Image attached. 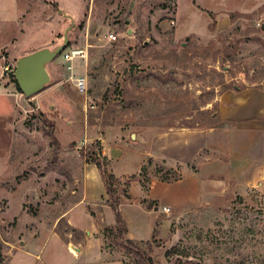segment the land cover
Here are the masks:
<instances>
[{"label": "rangeland", "instance_id": "1", "mask_svg": "<svg viewBox=\"0 0 264 264\" xmlns=\"http://www.w3.org/2000/svg\"><path fill=\"white\" fill-rule=\"evenodd\" d=\"M30 1L35 29L18 44L19 51L30 49L26 55L62 44L71 20L57 1L69 11L73 7L71 0ZM81 2L69 47L86 48L88 57L75 61L72 74L59 56L48 66L47 88L26 98L14 76L4 73L2 60L4 239L18 245L26 222L50 221L55 213L73 210L83 199L84 178L88 166H96L90 162L96 153L105 170L121 174L114 179L115 197L107 195L100 204L118 201L149 212L128 205L121 209L138 240L132 241L136 248L127 244L128 229L124 233L117 225L116 213L107 216L116 225L105 230L106 244L125 248L129 264H264V180L240 187L227 156L207 148L197 152L204 140L198 131L225 125L217 119L222 95L264 97V0H222L209 10L195 1ZM111 33L117 41L107 39ZM3 56L15 64L20 58ZM81 77L88 81L86 95L76 87ZM109 148L126 153L119 166L113 162L118 170L107 159ZM164 148L170 153L160 159L157 152ZM175 151L197 157L175 165ZM188 181L194 195L181 202L182 192L190 194ZM87 208L91 213L96 207ZM58 230L68 237L84 235L68 225Z\"/></svg>", "mask_w": 264, "mask_h": 264}, {"label": "crops", "instance_id": "2", "mask_svg": "<svg viewBox=\"0 0 264 264\" xmlns=\"http://www.w3.org/2000/svg\"><path fill=\"white\" fill-rule=\"evenodd\" d=\"M71 1L73 7L70 11L66 8L67 5L58 1L57 4L67 10L72 18L79 20L81 17L80 6L82 7L83 3L81 0ZM192 1L209 10L222 0H178L179 5L189 4ZM30 3V0H0V79L3 67L2 55L6 54L11 60L25 56L30 51V49L18 50L20 39L30 33L33 34L35 29L36 19L30 12ZM59 9L64 12L61 8ZM73 12L76 15H73ZM88 24L91 25L90 22ZM88 29L87 33L90 34L91 27ZM81 61L86 62V60ZM74 63L73 65H75ZM0 95L4 94L0 91ZM252 102L253 104H251ZM220 103L217 119L225 125L222 128L213 126L198 131V133H202L199 135H204V140L201 145L197 146V152L200 148H207L215 155L227 156L230 159V173L232 177H235L239 186L241 187L240 183H243L247 189L253 188L264 180V97L257 92L254 94L234 93V95L225 93L221 96ZM160 147L162 148V146ZM158 151H160L157 152L160 153L158 155L160 159H165V154L170 153L165 148ZM108 152L107 159L111 162V168L114 161L118 166L119 163L124 162L126 153L124 154L123 149L109 148ZM147 155L152 156L153 154ZM196 157L197 155L194 153L188 152V155H185L175 151L173 163L188 164L194 162ZM113 168L115 170L119 167L113 166ZM87 169L90 170V173L84 178L83 199L74 206L73 210L55 213V219L50 221L31 220L26 222L23 224L25 237L23 240L19 239L18 245L14 241L4 239L0 228L2 264H129L130 259L125 248L122 251H117L106 244L108 238L105 235V230L107 227L115 226L117 221L107 219V216L111 217L110 213L114 212L113 208L109 204H100L107 201V190L101 173L98 172L99 169L96 166H88ZM112 175L119 179L121 174L113 171ZM190 183L188 181L184 184L187 188H183L189 190L190 194L186 191L182 192L186 198L185 200L180 199L181 202H187L194 195L193 184L191 186ZM127 195L130 196V193ZM90 205L96 207L91 213L87 208ZM127 205L140 210L144 209L136 204L125 203L120 205V213L121 209ZM8 206L10 208L9 200ZM144 211L147 210L144 209ZM121 214L128 229L127 240L138 241L131 233L129 220L123 213ZM67 225L84 235L74 238L70 234L68 237L58 230L60 226Z\"/></svg>", "mask_w": 264, "mask_h": 264}, {"label": "water", "instance_id": "3", "mask_svg": "<svg viewBox=\"0 0 264 264\" xmlns=\"http://www.w3.org/2000/svg\"><path fill=\"white\" fill-rule=\"evenodd\" d=\"M60 13H63L60 11ZM71 20L70 26L65 30L62 44L54 48H43L20 57L16 61L14 79L26 98H32L43 92L51 81L48 66L69 48L72 32L76 24L70 15L64 14ZM137 136L132 135V140Z\"/></svg>", "mask_w": 264, "mask_h": 264}, {"label": "built area", "instance_id": "4", "mask_svg": "<svg viewBox=\"0 0 264 264\" xmlns=\"http://www.w3.org/2000/svg\"><path fill=\"white\" fill-rule=\"evenodd\" d=\"M107 39L110 42L117 41V36L113 33L108 34ZM88 57V50L82 47H69L67 48L61 55V58L66 65V70L69 73L74 72V65L73 63L76 60H86ZM2 60L4 61V73H11L14 76V72L16 69V64L12 62H8L6 58L3 56ZM76 87L80 94L86 95L88 93V81L86 78L81 77L76 79ZM168 212L169 210H165Z\"/></svg>", "mask_w": 264, "mask_h": 264}, {"label": "trees", "instance_id": "5", "mask_svg": "<svg viewBox=\"0 0 264 264\" xmlns=\"http://www.w3.org/2000/svg\"><path fill=\"white\" fill-rule=\"evenodd\" d=\"M15 83L17 84L16 80H15ZM17 86H18V84H17ZM18 89L20 90L19 86H18ZM49 136L51 138L54 137L52 131H51V135H49ZM92 156H93V160H91L90 162L95 164L97 166V168L99 169V171L101 173V176L103 178V181L105 183V187H106V190H107V195L109 197H111V199H113L115 197V189H114V185H115L114 184V179H115V177L112 174H110L107 170H105L103 165L99 161H97V154L96 153L93 154ZM119 206H120V203L118 201H115V203L111 204V207L113 208V211L116 213L117 225L118 226L123 225L124 226V233H126L127 232V227L125 226V224H124L125 222H124V220H123V218L121 216V213L119 211ZM127 244L129 246L134 247V248H136V246H137L136 244H134L130 240L127 241ZM126 249H128V248H126ZM0 264H2L1 254H0Z\"/></svg>", "mask_w": 264, "mask_h": 264}]
</instances>
